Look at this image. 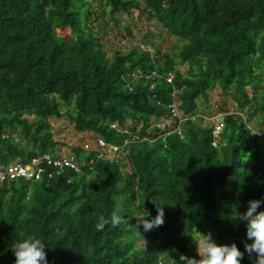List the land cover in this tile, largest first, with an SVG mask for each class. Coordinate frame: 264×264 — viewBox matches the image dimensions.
Returning <instances> with one entry per match:
<instances>
[{
    "label": "trees",
    "instance_id": "16d2710c",
    "mask_svg": "<svg viewBox=\"0 0 264 264\" xmlns=\"http://www.w3.org/2000/svg\"><path fill=\"white\" fill-rule=\"evenodd\" d=\"M100 7L117 25L137 12L176 43L166 52L148 34L143 48L109 56ZM216 90L235 109L214 145L215 123L204 121L213 112L200 103L207 108ZM61 119L92 139L130 141L128 155L98 160L73 147L79 174L1 182L0 264H15L11 248L30 235L44 241L48 264H159L168 255L183 264L181 255L197 258L199 233L235 243L241 264H253L246 222L232 220L264 201V0H0V167L58 159L52 125ZM165 121L173 124L162 131ZM152 199L165 205V222L141 226L142 238L136 217H155ZM113 211L127 222L97 231Z\"/></svg>",
    "mask_w": 264,
    "mask_h": 264
},
{
    "label": "clouds",
    "instance_id": "9594fccd",
    "mask_svg": "<svg viewBox=\"0 0 264 264\" xmlns=\"http://www.w3.org/2000/svg\"><path fill=\"white\" fill-rule=\"evenodd\" d=\"M259 133L254 132L251 134L258 135ZM151 201L156 207L157 214L154 218L148 219L147 217L150 214L145 211L146 216L141 215L136 217L137 224L135 230L139 236H141L139 232L141 226L143 231L147 233L163 226L165 222V205L156 199H152ZM248 203L249 206L245 212H240L238 209L235 211L232 221L246 222V237L247 241H251V243L244 242L245 251L250 258L255 257L253 264H264V211H257L264 201L250 200ZM126 222V218L121 216L119 211H113L110 218L100 215L95 228L97 231H102L107 225L116 228ZM193 240L197 245L196 252L199 259L181 255L180 260L183 264H241V260L244 257V252H241L235 243L231 245L217 244L210 233L207 235L199 233V237L193 238ZM143 241L144 248L147 250L146 241L144 239ZM44 247V241L35 235H30L22 241L15 243L14 247L11 248L15 255V264H48Z\"/></svg>",
    "mask_w": 264,
    "mask_h": 264
},
{
    "label": "rangeland",
    "instance_id": "374dc122",
    "mask_svg": "<svg viewBox=\"0 0 264 264\" xmlns=\"http://www.w3.org/2000/svg\"><path fill=\"white\" fill-rule=\"evenodd\" d=\"M98 18L100 22H109L106 27V35H104V39L102 40L109 56H111L112 51L126 53L131 51L135 46L139 47L140 45H144V36H147L148 34H153L154 37H149V40L159 44L166 52L169 51L172 44L176 43L159 24L155 21H147L145 18L140 17L137 12H134L132 17H120V23L117 25L113 21L108 20L107 16L104 14V8L100 7ZM67 34L68 33L65 32L63 37H66ZM160 39L166 40V43L160 44ZM144 48L145 50H149L147 46H144ZM186 69V67H182L181 70L185 71ZM211 97V102L208 103L207 108L200 103L201 111L207 113L213 112L210 118L204 117L205 122L207 120H210L211 122H216L217 120L221 121L226 114L234 111L235 104L233 103L232 97L223 95L219 90L214 91ZM204 124L206 125L207 123ZM52 126L54 140L59 143L58 151L61 157L70 156L73 147H82L86 143H89L91 146L95 145L94 139H92L89 134L76 132L72 123L68 119L55 120L53 121ZM126 164V171L131 172L130 163L126 161ZM169 257L170 255L161 259V262L163 264H170ZM197 259H199L198 255Z\"/></svg>",
    "mask_w": 264,
    "mask_h": 264
},
{
    "label": "built area",
    "instance_id": "2783aa9c",
    "mask_svg": "<svg viewBox=\"0 0 264 264\" xmlns=\"http://www.w3.org/2000/svg\"><path fill=\"white\" fill-rule=\"evenodd\" d=\"M172 76L168 78V82H172ZM172 113L174 117H177L176 108L172 107ZM215 123V130L213 132L215 143L217 144L219 140V134L223 129L222 120H217ZM173 123L171 121L162 122L159 125V128L165 130L166 126H170ZM180 126V125H179ZM178 126V127H179ZM117 126L113 125V129H116ZM179 131V128H177ZM262 135V134H261ZM95 145L91 146L89 143H86L82 146L83 150L94 152L97 154V159H109L113 158L115 155H128L127 146L130 141H125L122 146L108 144L101 139H94ZM46 167H51L50 171L46 170ZM65 169H69L74 171L76 174L81 173V165L76 161L75 156L70 154L68 157L59 156L58 159L53 160L50 156L38 157L32 160V162L27 165L16 164L13 166H9L8 168L0 167V183L5 179H15V178H23L29 182H37L40 181L45 175L49 179H52L54 176L62 173ZM159 264H163L160 262Z\"/></svg>",
    "mask_w": 264,
    "mask_h": 264
}]
</instances>
